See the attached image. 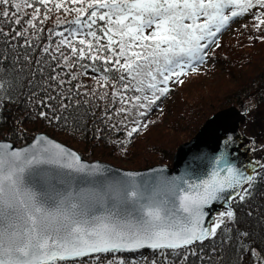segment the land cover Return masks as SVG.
<instances>
[{
	"label": "snow or ice",
	"instance_id": "1",
	"mask_svg": "<svg viewBox=\"0 0 264 264\" xmlns=\"http://www.w3.org/2000/svg\"><path fill=\"white\" fill-rule=\"evenodd\" d=\"M22 6L32 9L24 13L29 16L27 27L8 32L0 27V37L13 51V42L20 38L25 47H32L28 29L43 32L36 22L44 24L53 11L75 17L68 22L72 27L49 30L50 41L53 36L60 39L54 52L49 43L42 54L56 61L60 71L54 68L47 77L43 96L32 91L25 97L28 118L74 135L83 120L73 111L78 112L81 103L87 106V97L97 96L95 89L78 91L87 88L81 78L101 63L105 74L92 77L104 89L97 99L107 100L108 89H116V83L121 88L112 93L120 106L106 105L99 119L109 130L126 133L127 139L119 142L126 151L134 134L147 130L145 118L167 96L170 81L182 84L185 70L195 71L211 46H220L219 35L252 9H264V0H0V18H8L2 22L21 25ZM254 19L259 29L264 11ZM24 59L32 62L28 56ZM8 60L0 52V113L16 102L12 93L23 87L5 78L3 62ZM18 61L12 58L13 64ZM39 72L43 75L44 68ZM28 85L31 88V80ZM129 91L139 94L126 95ZM101 133L97 128L95 138ZM231 143L229 138L225 147ZM213 163L209 177L199 181L160 176L140 182L134 173L109 177L101 165L83 162L45 134L24 148L0 141V264H186L189 255H197L193 246L217 239L220 232L229 241L234 228L241 238L240 259L247 255L253 258L251 264H264V247L257 250L248 242L250 233L238 228V207L247 204L264 181V172L256 170L264 164L257 161L247 173L229 162L227 152ZM221 201L227 209L208 225L206 209ZM143 250H152L154 258L144 257ZM137 253L138 260L125 255ZM173 253L178 262L170 259Z\"/></svg>",
	"mask_w": 264,
	"mask_h": 264
},
{
	"label": "trees",
	"instance_id": "2",
	"mask_svg": "<svg viewBox=\"0 0 264 264\" xmlns=\"http://www.w3.org/2000/svg\"><path fill=\"white\" fill-rule=\"evenodd\" d=\"M15 2H21V0H14ZM36 6L39 7V5ZM11 10L14 11V8ZM260 11H264V9H252L246 15L236 19L220 34L223 35L228 32L227 30L234 23H238L232 33L226 34L224 39L219 41V47L211 46V51L207 57L211 53L215 56V52L218 56L211 64L209 63L211 66L207 64L208 59L206 58L203 63L196 65L195 71L190 70L191 72L184 78H180L184 81L182 84L176 83L175 79L170 81L168 85L170 91L167 96L163 97L162 101H158V107H154L145 118V121L148 122L147 130L142 131L139 135L134 134L132 142L126 146V151L122 150L124 146L119 143L127 139L126 133L124 131L109 130L99 119L106 105L109 108L112 105L120 106L119 98L113 97L112 93L121 88V85L116 83L113 78L111 82L116 83V89H108L107 100L97 99V96L102 94L104 89L99 88L92 77L105 74L100 71L101 63L96 65V71L89 69V75L81 78L80 83L87 85V88H80L78 91L85 92L95 89L97 96L87 97L90 103L87 106L81 103L78 112L73 111V116L81 117L83 120L80 124V130L74 135L62 132L59 129H53L42 120L36 121L28 118L29 109L25 104V97L32 91H37L43 96L44 92L41 91V86L47 77L53 74L54 68L57 72L60 71L59 68H56V61H51L48 55L42 54V49L49 43L53 44L52 51L54 52L55 42L60 39V37L53 36L50 41L49 30L55 32L72 27L68 22L75 18L74 15L53 11L49 14L50 19L44 24H40L38 20L36 22L37 28H43L44 31L39 32L36 29H28V39L32 47H25L24 39L20 38L13 42L17 45L13 51L11 46L6 45L5 38L0 37V52L9 57L8 61L3 62L4 68L7 69V72L3 74L6 79L23 83V87H17L12 93L17 98L16 102L6 104L3 112L0 113V139L6 138L17 145H24L36 133L44 131L75 148L87 160H102L119 167L130 162L128 164L133 166L129 168L124 166L127 169H143L151 166L146 158L137 160L142 152L149 147L160 154L161 162H158L170 165L178 143L180 144L183 140L193 136L201 126V120L205 118V114L203 115L201 112L196 116V111L193 109V104L199 98V95H193L198 87L196 84L198 82L207 84L205 80L212 79L213 81L216 80V84L218 83L215 88L227 90L228 92L219 109L232 104L246 112L247 119L241 125V129L254 139L253 155L261 159L262 164H264V121L258 112L256 113L255 106L250 103L251 101H256L258 105L264 103V25L257 29L255 25L258 22L254 19V16L258 15ZM25 12L31 14L32 9L22 6L20 15H23V20L21 25H8L2 22L8 18H0V27H3L5 32H8L10 28L21 30L23 27H27L25 21L29 16L24 15ZM44 12L45 9L41 7V19L44 18ZM83 30L86 31V29ZM230 35H235L236 38L232 40L229 38ZM64 51L67 54L69 50L65 48ZM55 54L59 55V53ZM25 56L30 57L32 62L25 61ZM14 57H19L18 63H12ZM38 60L41 61L39 65L36 63ZM84 63H90V61L86 60ZM40 67L44 68L43 75L39 72ZM2 71L0 70V73ZM202 72H204V75L201 79H193L195 76L191 77ZM225 79H229L228 84L232 83V86L225 85V81L223 82L224 85H221V82L219 83L220 80ZM29 80L32 81L31 88L28 85ZM75 83L73 81V84ZM67 87L71 88L72 85H67ZM136 94L139 93L132 91L126 93L129 96ZM76 99L83 101L84 97L77 96ZM96 105H99V107H96ZM210 109L211 113L209 112L210 114L208 113L206 118L217 111V109L214 110L211 107ZM93 112L95 117L92 115ZM97 128L102 129L100 139L95 138ZM157 137H159L158 141ZM127 160L130 161L126 162ZM258 171L264 172V168ZM249 212H251V215L248 214ZM238 215L239 230L250 233L248 242L257 250L264 247V181L257 184L253 198L247 204L238 207ZM224 236L225 234L220 232L217 239L205 241L202 246H193L192 251H195L197 255H189L186 264H238V261L239 264H251L253 258L247 255L242 260L240 259L239 241L241 238L239 232L234 228L229 241H225ZM125 255L128 259H140V253ZM143 256L148 259L154 258L152 250H143ZM170 259L178 262L175 253L172 254Z\"/></svg>",
	"mask_w": 264,
	"mask_h": 264
},
{
	"label": "water",
	"instance_id": "3",
	"mask_svg": "<svg viewBox=\"0 0 264 264\" xmlns=\"http://www.w3.org/2000/svg\"><path fill=\"white\" fill-rule=\"evenodd\" d=\"M246 119V112L236 105L218 110L205 121L191 140L178 146L172 165L155 164L143 169H127L102 160H87L75 148L46 132L36 133L33 139L24 145H17L9 139H0V141L9 142L14 148H24L31 145L36 136L45 134L50 139L75 151L80 155L83 162L90 165H101L107 170L108 176L111 178H122L126 173H134L137 174L135 178L140 182L145 180L154 182L160 176L170 179L184 176L187 179L199 181L209 177L215 166L213 161L225 152H227L230 163L247 173L253 172L257 161L262 163L261 159L252 154L254 140L241 129V125L246 122ZM229 138H231L232 143L226 148L225 141ZM227 207L228 204L221 201L214 203L210 210L206 209V211H210L211 217L206 223L210 225L211 221L216 218V214L226 210Z\"/></svg>",
	"mask_w": 264,
	"mask_h": 264
},
{
	"label": "rangeland",
	"instance_id": "4",
	"mask_svg": "<svg viewBox=\"0 0 264 264\" xmlns=\"http://www.w3.org/2000/svg\"><path fill=\"white\" fill-rule=\"evenodd\" d=\"M237 25H238V23H234L233 26H231L227 30L228 32H225L223 35H220L219 36V41L222 40V39H224V37H225L226 34L232 33L234 31V27H237ZM229 38L233 40V39L236 38V36L235 35H230ZM217 57L218 56H217L216 52H215V56L212 53L209 54V56L207 57V59H208V63L207 64H209V63L211 64L214 60L217 59ZM210 64H209V66H211ZM185 72H186V74L183 75V76H181L180 78H184L191 71H190V69H186ZM203 73L204 72H202V73H196L195 75H193L191 77H194L195 76V78H193V79H201L203 77V75H204ZM228 80L229 79H225L223 81L220 80L219 83L221 82L220 84L221 85H224L223 82L225 81V85H226V84H228V82H230ZM205 81L207 82V84L205 82H198L196 84L198 87L193 92V95H199L198 100L193 104V106H194L193 109L196 111L195 112L196 116L198 115L199 112H201L203 115L205 114L204 115L205 118L203 120H201V122H202L201 126L198 128V130L194 133L193 136H195V134L199 131V129L202 127V125L205 123V121L210 117L209 116V117L206 118V116L208 115V113L211 111L210 107L211 108H214V110L217 109V111H218V110H221L223 108H226V107H229V106L232 105L231 104L229 106H225V107L219 109V106L224 102L225 97L227 96L228 92H227V90H221V89L215 88L216 85H218V83L216 84V82H215L216 80L213 81L212 79H208V80H205ZM228 85L229 86H232V83H230ZM185 95H186V92H185ZM250 103H251V105L255 106L256 113L258 112V114L261 116L262 120L264 121V103H261L259 105L256 103V101H251ZM41 132H44V131H41ZM193 136H191L188 139L183 140L180 144L178 143V145L176 147V150H177V148H178L179 145H181L182 143H184L186 141L191 140L193 138ZM158 140H159V137H157V141ZM176 150L174 152V155L176 153ZM144 158L148 159L149 165L152 166L156 162L160 161V154L155 149L148 147V148H146L142 152V154L137 158V160H142ZM130 160H127L126 162H128ZM160 162H158L156 164H163V163H160ZM128 163H130V162H128ZM128 163H125L124 166L127 167V168H129L130 166H133V165H129ZM172 163H173V161H172ZM170 165H172V164H170ZM124 166H121V167H124Z\"/></svg>",
	"mask_w": 264,
	"mask_h": 264
},
{
	"label": "bare ground",
	"instance_id": "5",
	"mask_svg": "<svg viewBox=\"0 0 264 264\" xmlns=\"http://www.w3.org/2000/svg\"><path fill=\"white\" fill-rule=\"evenodd\" d=\"M1 139H6V138H1Z\"/></svg>",
	"mask_w": 264,
	"mask_h": 264
}]
</instances>
